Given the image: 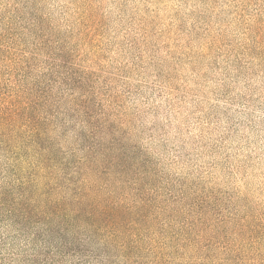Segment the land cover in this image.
<instances>
[{
	"label": "rangeland",
	"instance_id": "obj_1",
	"mask_svg": "<svg viewBox=\"0 0 264 264\" xmlns=\"http://www.w3.org/2000/svg\"><path fill=\"white\" fill-rule=\"evenodd\" d=\"M2 91L0 264H264V0H0Z\"/></svg>",
	"mask_w": 264,
	"mask_h": 264
},
{
	"label": "trees",
	"instance_id": "obj_2",
	"mask_svg": "<svg viewBox=\"0 0 264 264\" xmlns=\"http://www.w3.org/2000/svg\"><path fill=\"white\" fill-rule=\"evenodd\" d=\"M0 94H5V92L2 91ZM0 106L15 116L19 115L21 110L24 109L20 101L17 98H12V94L10 93H7L3 99L0 98Z\"/></svg>",
	"mask_w": 264,
	"mask_h": 264
}]
</instances>
